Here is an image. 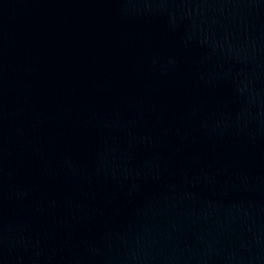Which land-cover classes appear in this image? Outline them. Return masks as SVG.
<instances>
[{"label": "water", "instance_id": "95a60500", "mask_svg": "<svg viewBox=\"0 0 264 264\" xmlns=\"http://www.w3.org/2000/svg\"><path fill=\"white\" fill-rule=\"evenodd\" d=\"M0 264H264V0H0Z\"/></svg>", "mask_w": 264, "mask_h": 264}]
</instances>
